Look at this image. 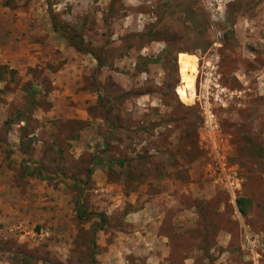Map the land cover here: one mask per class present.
<instances>
[{"label":"rangeland","instance_id":"rangeland-1","mask_svg":"<svg viewBox=\"0 0 264 264\" xmlns=\"http://www.w3.org/2000/svg\"><path fill=\"white\" fill-rule=\"evenodd\" d=\"M260 151L264 0H0V264H264Z\"/></svg>","mask_w":264,"mask_h":264},{"label":"trees","instance_id":"trees-1","mask_svg":"<svg viewBox=\"0 0 264 264\" xmlns=\"http://www.w3.org/2000/svg\"><path fill=\"white\" fill-rule=\"evenodd\" d=\"M261 156H264V152H262V151H260V153H259ZM78 213H79V215H81L82 213H81V209H79V211H78Z\"/></svg>","mask_w":264,"mask_h":264},{"label":"crops","instance_id":"crops-1","mask_svg":"<svg viewBox=\"0 0 264 264\" xmlns=\"http://www.w3.org/2000/svg\"><path fill=\"white\" fill-rule=\"evenodd\" d=\"M164 256H165V255H164V254H162V253L159 255V257H160V258H162V257H164Z\"/></svg>","mask_w":264,"mask_h":264}]
</instances>
